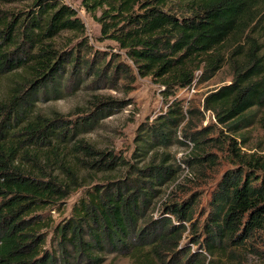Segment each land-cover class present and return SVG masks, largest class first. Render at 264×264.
<instances>
[{
	"label": "trees",
	"instance_id": "trees-1",
	"mask_svg": "<svg viewBox=\"0 0 264 264\" xmlns=\"http://www.w3.org/2000/svg\"><path fill=\"white\" fill-rule=\"evenodd\" d=\"M26 2L29 8L19 12L10 7ZM81 2L102 11L103 31L127 50L141 75H152L168 88L190 84L201 56L207 61L205 77L213 76L225 63L222 48L234 40L237 46L228 58L233 80L208 95L205 108L216 112L230 131L251 125L254 107L264 112V47L253 35L262 26L251 27L261 1ZM136 7L142 12L134 13ZM127 16L129 29L119 28ZM84 29L77 10L64 0H0V79L9 80L0 98V264H117L107 263L111 254L128 257L130 264H210V256L229 254L230 248H248L264 257V175L228 172L213 193L203 223L194 217L192 200L164 202L154 215L162 187L179 171L167 164L169 155L159 164L151 155L144 167L130 165L124 177L95 185L74 204L71 217L54 228L56 243L48 245L44 230H50L51 219L43 212L80 186L77 164L67 160H82L83 168L95 172L125 163L95 151L84 139L70 145L116 108L76 123L58 111L45 115L37 110L40 101L63 97L69 66L77 86L82 74L87 77L94 64L105 59L100 53L90 62L79 55L64 56L51 41L64 31ZM94 73L110 78L107 68ZM171 113L141 128V157L177 142L197 143L209 131L178 138L182 112Z\"/></svg>",
	"mask_w": 264,
	"mask_h": 264
},
{
	"label": "rangeland",
	"instance_id": "rangeland-1",
	"mask_svg": "<svg viewBox=\"0 0 264 264\" xmlns=\"http://www.w3.org/2000/svg\"><path fill=\"white\" fill-rule=\"evenodd\" d=\"M259 1L261 3L252 16L255 22L251 27L262 26V30L253 35L259 45L264 47V14H261L264 4L263 0ZM64 2L77 10L85 29L64 31L53 38L51 41L56 49L62 54L65 53L64 56L79 55L80 59L87 62L95 59L99 53L105 59L96 62L87 77L82 74L83 78L77 86H75L77 76L71 75L72 65L69 66V73L66 74L63 84L65 88L63 97L40 101L37 110L45 115H52L58 111L66 120L76 123L83 122L85 118L89 120L90 116H96L103 110L116 108L112 115L99 120L95 126L89 127V130L85 129V132L74 138L70 145L84 139L95 151L115 155L125 163L115 170L95 172L83 168L82 160L75 158L67 160V163L77 164L80 186L43 212L48 219H51L50 230H44L48 233V245L56 243L54 228L71 217L74 204L89 190L97 184L102 186L109 181L124 177L130 165L144 167L151 155L158 164L162 157L169 155L167 164H174L179 168L175 179L162 187L163 192L157 199L154 215H158L164 202L181 203L192 200L194 217L203 223L211 210L213 193L228 172L238 170L245 173V176L247 172L264 175V112L254 107L250 112L254 115V122L239 131H230L227 124L218 121L216 112L205 108L207 96L233 80V70L228 58L237 46L234 40L227 42L222 48L225 63L213 76L205 77L207 61L204 60V56L199 57L194 63V75L198 67L204 68L195 93L181 90L182 87L168 88L163 85L162 80L152 75H141L127 50L103 31L99 20L102 16L101 10L94 12L82 5L81 0H64ZM30 4L26 2L10 7H13L12 11L19 12L28 9ZM133 12L141 13L142 10L136 7ZM128 17L121 18L119 28L129 29ZM242 42L244 44V41ZM88 67L89 63L84 64L85 73ZM98 68H107L109 80H112L95 75L94 72ZM8 87L9 80L1 78L0 98H4ZM173 109L181 111L183 116L182 124L178 128V138H183L184 133L191 134L207 128L209 131H204L197 143L191 141L183 145L177 142L170 147L154 150L147 159V154L141 157L140 153H143L142 141L139 139L142 134L141 128L154 122L161 115H171ZM79 155L85 157L82 153ZM94 157L98 158L99 155ZM189 160L193 161L189 163ZM57 166L49 167V170L54 171ZM61 177H66V174L63 173ZM193 247L196 248V245ZM230 251L229 254L210 256V264H264V257L251 252L248 248L239 251L230 248ZM232 251L236 252L235 258L231 256ZM107 259V263L113 261L117 264H130L128 257L116 256V254L109 255Z\"/></svg>",
	"mask_w": 264,
	"mask_h": 264
},
{
	"label": "built area",
	"instance_id": "built-area-1",
	"mask_svg": "<svg viewBox=\"0 0 264 264\" xmlns=\"http://www.w3.org/2000/svg\"><path fill=\"white\" fill-rule=\"evenodd\" d=\"M196 74L194 75L193 80L191 81L190 84H188L187 86L182 87L181 90L184 91H191V93H195L197 91L196 89V85L198 80L201 78V74H203V66H201L199 69L196 70ZM184 93V92H183Z\"/></svg>",
	"mask_w": 264,
	"mask_h": 264
}]
</instances>
